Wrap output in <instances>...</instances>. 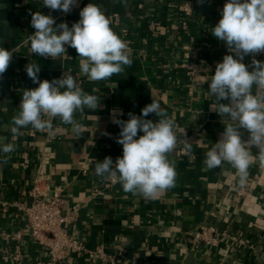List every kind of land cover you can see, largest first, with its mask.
Returning a JSON list of instances; mask_svg holds the SVG:
<instances>
[{"label":"crops","instance_id":"crops-1","mask_svg":"<svg viewBox=\"0 0 264 264\" xmlns=\"http://www.w3.org/2000/svg\"><path fill=\"white\" fill-rule=\"evenodd\" d=\"M224 2L85 0L82 8L94 3L107 18L119 15L118 24L110 21V26L127 42L133 61L124 74L90 81L80 75L75 49L68 47L62 59L53 60L31 54L24 42L35 31L31 13L46 15L50 10L57 24L65 23L59 10L43 6L42 0H0V47L17 49L0 76V144L16 146L7 163L0 164V264L50 263L12 206L27 204L37 175L42 192L61 191L66 230L83 246L70 251L60 264H264V164L254 155L241 186L231 165L208 170L203 163L228 122L210 110L214 97L206 83L216 64L230 54L211 33ZM184 5L189 15L179 9ZM79 12L71 15L72 24L80 19ZM252 58L245 56L243 62L248 65ZM255 59L264 61V54ZM29 63L40 65V80L72 74L85 92L99 96L97 110L75 114L84 127L81 136L55 118L49 136L29 126L13 139L11 121L19 112L23 91L38 87L27 76ZM152 99L176 123L178 145L169 158L177 175L174 187L146 201L125 193L119 183L108 185L94 169L106 156L115 160L122 155V145L116 142L120 128L113 120H127L129 113L141 115ZM147 118L157 119L154 114ZM184 138L191 142L190 153L184 149ZM247 138L245 132L243 139ZM24 158L27 165H22ZM200 225L216 229V246L192 238ZM15 248L20 253L16 260ZM97 248L110 260H91L87 251Z\"/></svg>","mask_w":264,"mask_h":264},{"label":"clouds","instance_id":"clouds-1","mask_svg":"<svg viewBox=\"0 0 264 264\" xmlns=\"http://www.w3.org/2000/svg\"><path fill=\"white\" fill-rule=\"evenodd\" d=\"M42 4L67 14L78 6V0H42ZM79 16L69 27L67 23L57 24L50 14L31 13L30 23L35 31L24 41L30 46V53L56 60L62 59L71 47L80 58V75L90 81L126 73L125 69L133 63L130 48L110 26L101 7L88 3ZM211 33L230 54L216 64L214 75L206 82L208 94L214 97L210 110L228 122L223 123L224 131L206 151L203 163L208 170L231 165L243 186L254 155L264 164V61L255 59L264 54V0H226ZM16 50L0 47V76L8 69ZM249 55L253 58L246 65L244 57ZM25 70L38 87L23 91L19 112L11 121L13 139L29 126L40 132L51 131L55 118L73 126L74 134L81 136L84 127L75 114L83 116L86 110H97L99 96L85 92L72 74L63 73L49 81L40 80L41 67L37 63H29ZM150 114L157 119H148ZM128 115L127 120H113L120 128L116 142L122 145V155L115 160L106 156L96 164L94 173L106 182L119 183L125 193L154 200L175 186V163L169 157L178 145L176 123L153 99L141 109V115ZM183 146L191 152L187 138ZM15 147L14 143L0 144V164L7 163ZM253 148L257 150L255 154Z\"/></svg>","mask_w":264,"mask_h":264},{"label":"built area","instance_id":"built-area-1","mask_svg":"<svg viewBox=\"0 0 264 264\" xmlns=\"http://www.w3.org/2000/svg\"><path fill=\"white\" fill-rule=\"evenodd\" d=\"M85 0H78V6L74 7L71 12L65 14L60 11L59 18H62L65 23L72 24L71 15L80 11ZM226 2H224L225 4ZM179 9L186 15L190 14V8L187 5L180 6ZM52 15L48 10L46 15ZM112 24L117 25L119 15L112 13L109 17ZM182 26H185L182 23ZM53 130V129H52ZM51 131H46L48 136ZM182 153H185L182 150ZM28 160L24 158L22 165H27ZM41 176L37 175L32 181L31 188L28 192L29 201L27 204L22 202H14L12 206L24 217L25 224L29 230L30 236L37 240L50 258L49 264H60L65 260L70 251H81L83 246L75 240L66 230L67 218L62 213V205L64 197L61 191L56 188L51 194H45L40 188ZM116 182H109L108 185ZM243 189H240V192ZM4 209V208H3ZM192 238L201 242L206 246H216L218 243L217 231L213 226L200 225L192 234ZM88 257L91 260L108 261L110 257L106 255L100 248L94 251H87ZM20 253L18 248H15V254L12 259L16 260ZM40 264V263H37Z\"/></svg>","mask_w":264,"mask_h":264}]
</instances>
